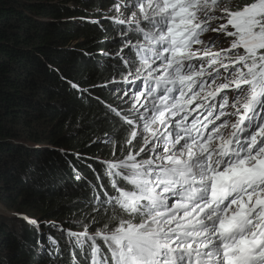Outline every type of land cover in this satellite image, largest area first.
Here are the masks:
<instances>
[{
	"label": "snow or ice",
	"instance_id": "obj_1",
	"mask_svg": "<svg viewBox=\"0 0 264 264\" xmlns=\"http://www.w3.org/2000/svg\"><path fill=\"white\" fill-rule=\"evenodd\" d=\"M109 13L118 47L104 55L121 80L95 98L110 131L94 143L115 159L92 158V214L70 222L83 231L53 223L65 244L40 251L53 264H264V0H114ZM61 79L81 98L100 87Z\"/></svg>",
	"mask_w": 264,
	"mask_h": 264
},
{
	"label": "trees",
	"instance_id": "obj_2",
	"mask_svg": "<svg viewBox=\"0 0 264 264\" xmlns=\"http://www.w3.org/2000/svg\"><path fill=\"white\" fill-rule=\"evenodd\" d=\"M113 2L0 0V200L13 214L0 222V264H53L40 249L63 247L66 235L50 225L80 232L83 223L70 222L92 214L85 204L101 171L92 158L115 159L94 143L110 131L95 98L110 102L108 81L121 80L104 55L118 47L106 31ZM61 74L100 87L81 98Z\"/></svg>",
	"mask_w": 264,
	"mask_h": 264
},
{
	"label": "rangeland",
	"instance_id": "obj_3",
	"mask_svg": "<svg viewBox=\"0 0 264 264\" xmlns=\"http://www.w3.org/2000/svg\"><path fill=\"white\" fill-rule=\"evenodd\" d=\"M232 1V5L234 3V5L236 4V2L238 0H231ZM233 10H237V6L234 7ZM230 43V40L228 42H226L224 45H222V47H228ZM3 215H7V216H11L12 214V209H8L7 207H5V205L2 203V201L0 200V222L5 221L4 219H2ZM16 225H14L13 227H10V231H15Z\"/></svg>",
	"mask_w": 264,
	"mask_h": 264
}]
</instances>
